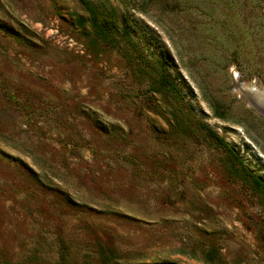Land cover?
I'll return each mask as SVG.
<instances>
[{
    "label": "rangeland",
    "instance_id": "obj_1",
    "mask_svg": "<svg viewBox=\"0 0 264 264\" xmlns=\"http://www.w3.org/2000/svg\"><path fill=\"white\" fill-rule=\"evenodd\" d=\"M234 72L264 82V0H0V264H264Z\"/></svg>",
    "mask_w": 264,
    "mask_h": 264
},
{
    "label": "bare ground",
    "instance_id": "obj_2",
    "mask_svg": "<svg viewBox=\"0 0 264 264\" xmlns=\"http://www.w3.org/2000/svg\"><path fill=\"white\" fill-rule=\"evenodd\" d=\"M234 78L240 82L237 90L247 98L248 105L264 116V82L257 77L243 81L237 73Z\"/></svg>",
    "mask_w": 264,
    "mask_h": 264
},
{
    "label": "trees",
    "instance_id": "obj_3",
    "mask_svg": "<svg viewBox=\"0 0 264 264\" xmlns=\"http://www.w3.org/2000/svg\"><path fill=\"white\" fill-rule=\"evenodd\" d=\"M160 70V73H159V77H158V81H159V84L162 86V87H167V88H174V84L172 82V80L170 79L169 75L167 74V72L165 71L164 68L162 67H159L158 68ZM205 132L207 133V135L212 138L217 144L223 146V147H227V144L224 142V140L218 136L215 132L211 131L210 129H208L207 127L203 126ZM228 150L231 152V154L234 156V158L237 160L238 157L236 154H234L229 148ZM240 163L241 161L238 160ZM256 183H259L258 180H255ZM214 251L213 250H210L209 252H207L205 254V259L207 261H212L214 259ZM113 264H118V263H113ZM122 264H181V263H177L175 261H171V260H161V261H154V262H126V263H122Z\"/></svg>",
    "mask_w": 264,
    "mask_h": 264
}]
</instances>
